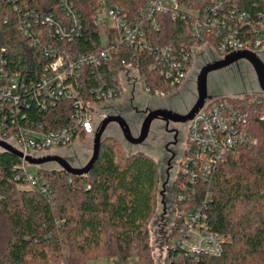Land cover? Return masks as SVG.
Wrapping results in <instances>:
<instances>
[{"label": "trees", "instance_id": "obj_1", "mask_svg": "<svg viewBox=\"0 0 264 264\" xmlns=\"http://www.w3.org/2000/svg\"><path fill=\"white\" fill-rule=\"evenodd\" d=\"M99 1L74 0L85 23L83 38L68 45L74 52L101 47L94 22ZM108 1L122 8L130 18L139 16L146 4V0ZM216 1L179 0L181 5L200 13H211ZM227 1L230 3L224 0L226 9L235 4L241 11L252 14L264 11V0ZM23 2L0 0V55L3 52L12 72L30 79L39 77L47 59L42 50L30 47L18 28L13 5ZM27 2L39 10L51 11L59 1ZM157 17L158 30L147 26V38L154 47L180 52L202 44L193 36L192 18L174 19L172 14ZM209 43L217 50L216 33L210 34ZM121 47L114 64L85 69L82 82L86 90L104 84L118 86L112 84L111 78L118 77L123 59L137 64L143 88L150 90L151 95L168 96L178 90L171 87L159 69H151L156 63L154 56L139 53L125 43ZM252 97L224 100L261 115L264 103L250 104ZM110 114H114L112 110ZM49 116L59 117L63 126L69 113L59 108ZM250 126V132L260 137V143L237 150L209 181L199 182L192 189L182 174L176 176L171 185V200L178 214L168 237L167 259L163 264H264V123L253 117ZM121 141L120 137L105 134L100 156L87 176L72 177L58 168L47 170L45 165L37 176L49 181L56 190L52 201L14 182L13 166L19 160L0 151V264H88L101 258L122 264H154L149 227L158 210L160 169L147 153H126ZM201 205L207 206L209 229L224 240L220 256L189 255L173 248L185 229L184 213ZM5 229L8 240L3 245Z\"/></svg>", "mask_w": 264, "mask_h": 264}, {"label": "built area", "instance_id": "obj_2", "mask_svg": "<svg viewBox=\"0 0 264 264\" xmlns=\"http://www.w3.org/2000/svg\"><path fill=\"white\" fill-rule=\"evenodd\" d=\"M24 1L13 5L18 28L30 47L43 51L47 63L39 77L29 79L12 72L1 53L0 141L22 154L19 163L13 166V181L22 189L36 191L51 201L56 190L49 181L40 179L29 169L32 165L27 159L59 155L58 151L70 148L82 136L93 139L100 124L110 115L112 106L128 91L151 95L150 90L143 88L137 64L121 60L118 77L111 78L112 84L118 83V86L104 84L89 91L82 82L85 69H100L113 63L125 43L139 53L154 56L156 63L151 69H159L171 87L180 89L199 47L211 48L218 59L238 51L261 54L264 49V11L252 14L241 11L235 4L226 9L224 0L216 1L211 13L188 9L179 0H146L143 11L136 18H130L108 0H100L94 22L101 47L90 52H74L68 47L85 34L84 18L74 0H57V7L51 11L39 10ZM166 14H172L174 19L192 18L193 36L202 44L191 51L182 49L180 52L169 47H154L148 41L147 26L158 30L157 16ZM213 33L219 39L217 50L209 43ZM263 103L264 94L261 93L250 99V104ZM59 108L69 113L63 126H60L59 117H48ZM253 117L264 123V112L261 115L250 113L224 99L208 101L189 122L188 141L176 176L182 174L194 189L199 182L209 181L237 150L258 145L260 137L249 130ZM0 151L6 152L2 148ZM207 218L206 205L185 212V229L173 248L189 255L220 256L224 240L209 229Z\"/></svg>", "mask_w": 264, "mask_h": 264}, {"label": "rangeland", "instance_id": "obj_3", "mask_svg": "<svg viewBox=\"0 0 264 264\" xmlns=\"http://www.w3.org/2000/svg\"><path fill=\"white\" fill-rule=\"evenodd\" d=\"M261 59L264 61V52L260 55ZM215 55L211 48L207 46L199 47L193 58L192 68L189 69V74L185 82L179 89V94L177 97L184 96V103L182 106H188L192 102H196L197 90H196V80L200 70L207 64L211 63L215 59ZM209 85V95L212 97L211 101H218L224 98H241L248 95H253L259 93L260 90L257 86L256 75L252 66L246 62L242 61L233 64L227 68L214 71L209 74L208 77ZM130 92L117 102V104L124 101L129 97ZM178 102V101H177ZM167 104H170V100H167ZM115 105V104H114ZM180 105H178L179 107ZM124 118L130 123L129 118L124 116ZM107 134H111L121 138L123 145V150L126 153L133 152H144L152 156L155 162L158 164L161 174L160 183V195L158 197V210L150 224V245H151V257L154 264H163L166 259V249L168 246V237L171 232V228L177 217V207L172 203L171 200V185L176 179V170L178 165L173 170L172 177L170 180L167 178L165 171L168 169L166 162H160V152L156 151L154 147L159 145V143L153 144V147H132L125 142L120 132L118 126L113 124L110 127ZM85 138V139H82ZM80 138L73 146L66 150H60L59 155L74 162L76 166H85L92 157L93 153V142L90 140L89 136ZM151 148V149H150ZM156 148V147H155ZM47 166H31L29 169L36 175L45 166L47 170H54L55 168L60 169V167L55 163L46 164ZM61 170V169H60ZM21 189V188H20ZM8 230H4V244L8 240L7 235ZM88 264H116L115 260H108L106 258H101Z\"/></svg>", "mask_w": 264, "mask_h": 264}, {"label": "water", "instance_id": "obj_4", "mask_svg": "<svg viewBox=\"0 0 264 264\" xmlns=\"http://www.w3.org/2000/svg\"><path fill=\"white\" fill-rule=\"evenodd\" d=\"M261 54H257L251 51H238L231 53L224 57L223 59L215 58L211 63L205 65L199 72L196 80V90H197V101L186 115H180L174 111L167 109H158L151 111L141 125L140 135L135 137L132 133L130 125L127 120L122 115L110 114L98 127L92 142H93V153L89 162L80 168L74 167L70 162L60 156V155H50L40 159L28 158V162L33 166H43L49 163L57 164L60 169L72 177L87 176L91 173L97 162L101 146L104 141V136L108 127L111 124H116L120 129L123 139L131 145H141L143 144L149 136L151 126L156 119L162 118L166 121L172 120L174 122H187L191 121L197 113L205 106V104L212 99L209 95V85L208 77L209 74L227 68L233 64L246 61L248 62L256 75L258 82V87L261 94H264V61L260 57ZM258 94V93H255ZM253 94V95H255ZM0 148L4 149L6 152L15 156L16 158H22V154L17 151L12 146L5 142L0 141Z\"/></svg>", "mask_w": 264, "mask_h": 264}, {"label": "flooded vegetation", "instance_id": "obj_5", "mask_svg": "<svg viewBox=\"0 0 264 264\" xmlns=\"http://www.w3.org/2000/svg\"><path fill=\"white\" fill-rule=\"evenodd\" d=\"M257 81V79H256ZM258 86V82H257ZM259 89V87H258ZM179 89L168 96L147 95L141 92H130L129 97L121 103L112 106V113L128 117L130 128L135 137L140 135L141 125L151 111L158 109H167L180 115L186 116L196 102L188 106H182L184 96L177 97ZM170 100V104H167ZM178 101V102H177ZM197 101V99H196ZM178 105H180L178 107ZM128 122V121H127ZM189 122H174L172 120L156 119L150 129L146 141L141 145H131L132 147H153V144L159 143L154 149L160 152V162H166L168 169L165 171L167 178L170 180L173 170L179 164L184 155L188 141ZM152 143H148V141ZM151 149V148H150Z\"/></svg>", "mask_w": 264, "mask_h": 264}, {"label": "crops", "instance_id": "obj_6", "mask_svg": "<svg viewBox=\"0 0 264 264\" xmlns=\"http://www.w3.org/2000/svg\"><path fill=\"white\" fill-rule=\"evenodd\" d=\"M264 52V49L262 50L261 54Z\"/></svg>", "mask_w": 264, "mask_h": 264}]
</instances>
